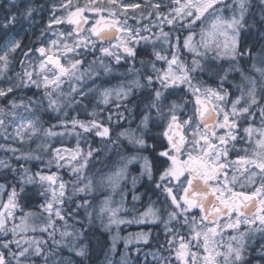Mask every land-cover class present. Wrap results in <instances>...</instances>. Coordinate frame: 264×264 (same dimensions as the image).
I'll use <instances>...</instances> for the list:
<instances>
[{
  "label": "snow or ice",
  "instance_id": "1",
  "mask_svg": "<svg viewBox=\"0 0 264 264\" xmlns=\"http://www.w3.org/2000/svg\"><path fill=\"white\" fill-rule=\"evenodd\" d=\"M259 4V21L249 22L252 0H59L37 37L38 47L5 41L0 136L14 143L0 144L11 154L0 158V171L11 173L14 183H0V264H73L62 258L63 249L84 264L97 224L115 230L109 249L115 256L125 223L164 226L165 240L151 253L153 264H264V43L242 40L253 28L264 37V0ZM32 12L27 7L28 17ZM16 22L12 14L0 26L7 30ZM156 41L167 47H153L142 71L146 62L136 67L137 45ZM113 61L133 62L126 69L132 78L117 87L97 85L112 73ZM92 94L105 107L94 108L87 121L70 117ZM138 94L139 116L128 119L119 110L134 111L127 104ZM110 103L117 110L115 129L113 113L107 124L101 116ZM48 113L55 123L43 119ZM89 136L99 137L103 146L93 147ZM65 137H74L75 147L64 146ZM33 161L43 167L33 172L28 166ZM133 165L139 166L138 176L130 173ZM145 178L157 200L127 219L122 215L128 211L127 183L135 188ZM27 185L37 186L43 203L39 215L24 213L17 223L19 194ZM68 203L75 206L71 212ZM81 209L79 227L70 230L68 219ZM37 232L39 237L28 235ZM150 236L125 239V249L134 241L148 244ZM119 264H129L127 252Z\"/></svg>",
  "mask_w": 264,
  "mask_h": 264
},
{
  "label": "trees",
  "instance_id": "2",
  "mask_svg": "<svg viewBox=\"0 0 264 264\" xmlns=\"http://www.w3.org/2000/svg\"><path fill=\"white\" fill-rule=\"evenodd\" d=\"M54 1V0H52ZM154 2H161V0H155ZM164 3H167V0H164ZM139 9L136 10V14H139ZM147 11V10H146ZM161 11H166L164 8L161 9ZM251 12L252 15L249 17V22H251L253 19H255L256 21H259V15L261 12V6L259 4V0H252V7H251ZM3 15V14H2ZM7 18H3L1 16L0 18V25H2L4 22H6ZM130 24L135 26L136 25V21L135 20H130ZM143 23L147 24L149 23L148 20H144ZM47 25V18L43 19L41 17L36 18L32 23L30 22H25V20H21L17 18V22L10 26L9 29L5 30L3 29L2 26H0V47H2V44L5 43V41L9 38V37H15L16 39H21L22 40V44L24 46H30V47H38L39 43L37 42V37L40 36V32L41 30ZM156 31V30H154ZM145 35H148V33H145ZM242 40L245 43L248 44H253V45H259L262 42H264V37H262L260 35V30H258V28H253L251 29L249 32L245 33L242 35ZM153 47H155L157 50H161L162 48H157L153 43H149L147 45L144 44V42H141L139 45H137V52H138V56H137V61L135 62L136 67L140 68L141 65L139 64V60L143 59L146 64H145V68L141 69L142 71H146L147 70V61L152 59V50ZM164 49V48H163ZM96 55L98 56L99 53L97 52ZM93 59L92 56H88V60ZM112 67H113V71L111 74L107 75V76H102L100 80L97 81V84H103V86L105 85H111L114 86L116 85V83H118L120 81L121 78L125 79L124 76L120 75V72H122V70H120V68H118L116 65L114 66L113 62H111ZM17 70H18V66ZM205 80H208L207 76L203 77ZM32 95V94H31ZM31 95H27V96H31ZM98 98L96 97L95 94H92L86 98H84L83 100V104L82 105H78L75 107L74 110H70L69 115L70 117H76L78 119L81 120H90L91 116L89 115V113H91L93 111V109H97L99 110V108H103L105 107L104 105L98 104L97 103ZM141 100L142 97L138 94L137 96L132 97L131 102H129L127 104V107L129 109H133L134 111L127 112L124 110V108H121L119 111L124 112V115L126 117H128V119H132L133 116L137 117L139 116V107H137L138 105H141ZM116 108L115 105L113 104H109L106 108L105 111L103 113H101V116L104 117V122L107 124V115L109 112L114 114V118L112 121V126L115 129L116 126V121H115V113H116ZM54 114L52 113H48L46 115L43 116V119L46 121H51L52 123H55V119L53 118ZM135 122L133 123V126H135ZM121 124L124 127H127V123H125L124 121H121ZM89 142L91 143V145L95 148H101L103 146V143L101 141V139L99 137H94V136H89ZM149 142L151 143V140H149ZM10 143H14L11 140H4L2 136H0V144H10ZM64 146H68V147H75V138L74 137H65L62 141ZM54 146H61V141L60 140H55L53 141ZM81 145L82 147L85 148V150H87V144L84 143V141H81ZM18 146V145H17ZM25 148H27L28 146L25 145ZM32 147L34 148L35 145L33 144ZM147 155H149V153H145ZM11 154L7 153L3 150H0V158H6L9 157ZM13 166L15 167L16 162L13 161ZM33 172H35L39 167H43V165L39 164L36 161L31 162L28 165ZM96 167H103L102 164H97ZM53 171H55V169L53 168ZM59 175L62 177V179L64 181H69L72 179L69 175V173L67 172V170H61L59 172ZM0 183H6V184H11L14 183L13 180V175L11 173H7V172H2L0 171ZM19 191V189H18ZM71 183H69L68 185V195H71ZM136 194H140L141 197H143L141 202H136L133 201L132 197L128 196V201L126 203V206L128 208H132V207H139L140 205H143V202H145L146 200H152L155 197H157L158 193L154 190L153 186L147 181V179H142V181L137 185L136 187ZM74 200H78L79 197H73ZM156 199V198H155ZM43 203V198L40 197L38 195V188L37 186L34 185H27L25 186V191L19 194V204H20V208L19 210L23 209L25 211L28 212H36L39 214V205ZM132 206V207H131ZM74 204L72 203H68L66 204V209L67 211L71 212L74 209ZM77 219H83V209L80 210V214L79 216H76L72 219H68V224H69V229L71 230V228L73 226L75 227H79V225L75 224V220ZM56 226L57 228H62V222L57 221L56 222ZM156 232L150 237V242L148 244H146V248L149 251H155L159 245L161 243L164 242L165 240V235H164V230L160 229V228H155ZM32 235L35 236H40V233H34ZM154 237H159L161 238L162 242L161 243H157L156 241H154ZM44 238H47V235L44 234ZM56 238L59 239V232H57ZM90 239V244H89V255L88 258L86 260H84V264H107V260L110 256L109 254V247H110V243H109V234L107 232H105L99 224L95 225V227L93 228V232L89 237ZM49 243H51V241H49ZM61 256L64 260L67 259H71L73 261V264H80L81 258L80 257H76L73 253H70L67 249H63L61 252ZM37 264H40L39 261H37Z\"/></svg>",
  "mask_w": 264,
  "mask_h": 264
},
{
  "label": "rangeland",
  "instance_id": "3",
  "mask_svg": "<svg viewBox=\"0 0 264 264\" xmlns=\"http://www.w3.org/2000/svg\"><path fill=\"white\" fill-rule=\"evenodd\" d=\"M155 1V0H154ZM80 2L81 3H83V0H80ZM124 2L125 3H131V2H138V3H141V4H143V0H124ZM163 2H164V0H163ZM16 3H17V1H16ZM57 3H59V0H54V1H49L47 4H48V6H46V8H45V10H43V12H46V11H48V14H51V11H52V7H53V5L54 4H57ZM1 7V6H0ZM27 7H29V5L28 6H26V9H27ZM166 10V9H165ZM15 11H17L16 10V5L15 6H12L11 4H10V0H9V2L8 3H6L5 4V6H3V7H1V13L3 14H1L0 15V18H1V16L3 17V18H8L10 15H12V14H15ZM132 10H129V12H131ZM24 14H26V11H23V13L22 14H17V15H19L18 16V18H24L22 15H24ZM47 18V21H48V19H49V16H47L46 17ZM25 20V22H33V21H31V20H26V19H24ZM23 20V21H24ZM131 19H129V21H128V23L130 24V21ZM154 30H156V31H154ZM164 31L165 32H169V31H172V29H170L168 26H165L164 27ZM153 32L154 33H156V34H158L159 33V29L158 28H153ZM11 38H15L14 36L13 37H9L8 39H11ZM7 39V40H8ZM16 39V38H15ZM262 43H264V42H262ZM157 48H166L167 47V45H165L162 41H156L155 43H153ZM4 44H2V46H3ZM106 62H108V61H106ZM133 62H131V61H129L127 64H125L124 62H122L121 63V65H116L115 64V62L113 61V64H114V66L116 65L118 68H120V70H122V72H123V75H124V77H125V79H122V80H120L118 83H116V85H114V86H111V85H105L104 87H117V86H119L120 84H121V82L122 81H127V80H129V79H131L132 78V76L131 75H129V74H127L126 73V69L129 67V66H131V64H132ZM97 85H99V84H97ZM33 91H34V89L33 90H29V91H27V93H26V95H31V94H33ZM97 97V96H96ZM98 98V97H97ZM110 104H113V105H115L114 103H110ZM136 122H138V120L136 121ZM9 132H11V129H9ZM147 155V154H146ZM138 165H133V166H131L130 167V173H131V175H136V176H138L139 175V172H138ZM142 181V179L141 180H139L138 182H137V184H136V186H135V188H133V186H132V184H131V181L129 180V182L127 183V187H126V189H125V192H126V200H125V203H124V207L128 210L127 211V213H122V215H124L127 219H132L133 217H136V216H138V212L139 211H143L146 207H147V205L149 204V202L150 201H156V199H152V200H149V201H147L145 204H143L141 207L139 206V207H132V208H128L127 206H126V202H127V199H128V196H130V197H133V195H136V196H138L139 197V200H137V201H141V196H140V194H136V187H137V185L140 183ZM4 198L6 199L7 198V196H6V194H5V196H4ZM143 199V198H142ZM116 200L117 201H119L120 200V197L119 196H117L116 197ZM133 209H136V210H138V211H134ZM24 213H28V211H25V210H23V209H21V210H19V208L16 210V216H17V223L19 222V217L21 216V215H23ZM33 213H36V212H33ZM38 214V213H37ZM39 215V214H38ZM42 221L41 220H36L35 221V223L36 224H40ZM144 226H147L148 228H145ZM151 226H160L162 229H164V226L162 225V224H160V223H125V224H121L120 225V227H119V234H120V236L122 237V239L118 242V244H117V249H116V255L115 256H113V255H111V253L109 252V254H110V256H109V258H108V260L109 259H111L112 260V262H113V264H119V261H120V259H121V254H123V253H125V252H127V254H128V259H129V264H135V259L136 260H141V263L142 264H153V262H152V256H151V253L153 252V251H149L147 248H146V244H143L142 242H140V243H136L135 241L132 243V244H130L129 246H128V249H125V246H124V241H125V239H131L133 236H136L137 234H139V233H151V236H152V234L155 232V230L153 229V227H151ZM144 227V228H143ZM106 232V231H105ZM37 233H39V232H37ZM108 234H109V243H110V246H111V236L115 233V230L113 231V233H109V232H107ZM32 234H34V233H28V235L29 236H32ZM150 236V237H151ZM110 248V247H109ZM136 248H139L140 249V252L139 253H137L136 251H135V249ZM108 260H107V264H108Z\"/></svg>",
  "mask_w": 264,
  "mask_h": 264
},
{
  "label": "flooded vegetation",
  "instance_id": "4",
  "mask_svg": "<svg viewBox=\"0 0 264 264\" xmlns=\"http://www.w3.org/2000/svg\"><path fill=\"white\" fill-rule=\"evenodd\" d=\"M17 3L16 5V10L15 11V15L18 16L17 14H22L23 11H26V6H31L33 8V12L31 17H28L26 14L22 15L24 18H18L21 20H31L34 21L36 18H43L46 19L47 16H50V14H48V11L43 12V10H45L46 6H48V2L52 1V0H16ZM9 0H0V6L3 7L5 6L6 3H8ZM1 7H0V15L1 13ZM211 83V81H209Z\"/></svg>",
  "mask_w": 264,
  "mask_h": 264
},
{
  "label": "bare ground",
  "instance_id": "5",
  "mask_svg": "<svg viewBox=\"0 0 264 264\" xmlns=\"http://www.w3.org/2000/svg\"><path fill=\"white\" fill-rule=\"evenodd\" d=\"M120 75H123V73L120 72ZM123 76H124V75H123ZM128 198H129V197H128ZM142 198H143V197H142ZM142 198H141V201H142ZM155 198H156V200H157V197H155ZM155 198H154V199H155ZM127 201H128V199H127ZM141 201H136V202H141ZM147 201H149V200H146L145 202H143V204H145ZM126 203H127V202H126ZM141 206H142V205H140V207H141ZM157 206H159V205H157ZM144 227H145V228H148L147 226H144ZM144 227H143V228H144ZM151 227H153V229H154V227H155V228L157 227V228L162 229L160 226H151ZM163 230H164V229H163ZM155 232H156V229H155ZM155 232H154V233H155ZM154 233H153V234H154ZM153 234H152V235H153ZM154 238H155L154 241H156L157 243H161V242H162V241H161V240H162L161 238H159V237H154ZM135 264H142V263H141V260H139V259L136 260V259H135Z\"/></svg>",
  "mask_w": 264,
  "mask_h": 264
}]
</instances>
